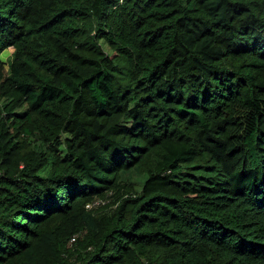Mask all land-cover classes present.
Returning <instances> with one entry per match:
<instances>
[{
	"label": "trees",
	"instance_id": "obj_1",
	"mask_svg": "<svg viewBox=\"0 0 264 264\" xmlns=\"http://www.w3.org/2000/svg\"><path fill=\"white\" fill-rule=\"evenodd\" d=\"M0 264H264V0H0Z\"/></svg>",
	"mask_w": 264,
	"mask_h": 264
},
{
	"label": "rangeland",
	"instance_id": "obj_2",
	"mask_svg": "<svg viewBox=\"0 0 264 264\" xmlns=\"http://www.w3.org/2000/svg\"><path fill=\"white\" fill-rule=\"evenodd\" d=\"M11 51H12V50H11V49H9V53H10ZM98 204H99V202H97V203H96V205H98Z\"/></svg>",
	"mask_w": 264,
	"mask_h": 264
}]
</instances>
